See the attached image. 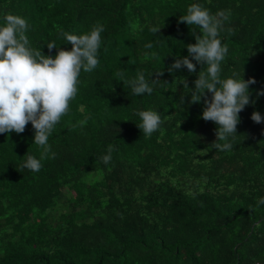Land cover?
Wrapping results in <instances>:
<instances>
[{
	"label": "trees",
	"instance_id": "16d2710c",
	"mask_svg": "<svg viewBox=\"0 0 264 264\" xmlns=\"http://www.w3.org/2000/svg\"><path fill=\"white\" fill-rule=\"evenodd\" d=\"M194 3L229 15L220 78L255 80L227 151L202 119L211 94L190 103L202 66L185 45L200 30L178 19ZM6 14L26 20L29 46L44 55L55 56L53 41L71 50L61 32L105 30L99 64L81 70L49 151L32 142L31 123L0 133V264H264V0H0V25ZM182 57L196 72L169 73ZM137 73L151 94L124 82ZM142 110L162 121L150 136L136 126ZM28 155L38 172L21 168Z\"/></svg>",
	"mask_w": 264,
	"mask_h": 264
},
{
	"label": "clouds",
	"instance_id": "9594fccd",
	"mask_svg": "<svg viewBox=\"0 0 264 264\" xmlns=\"http://www.w3.org/2000/svg\"><path fill=\"white\" fill-rule=\"evenodd\" d=\"M228 19L229 15L224 11L212 15L195 3L188 6L186 15L178 19L179 23L196 26L200 30H192L195 43L185 47L192 60L202 68L193 82L194 88L189 89L185 79L183 86L191 92L190 103H200L205 91L211 94L210 100L205 98L203 101L202 119L217 125L216 139L212 144L222 151L232 148L229 137L236 135L238 114L246 105L254 103L249 99V85L255 83L252 78L244 80L242 72L239 78H233L237 76L235 72L233 77L220 78L221 62L228 53V47L222 45L218 37ZM27 28L24 18L12 14H6L4 24L0 25V133H23L26 125L31 123L34 129L32 142L47 152L50 150L48 139L54 126L68 113L69 103L77 95L81 70L88 73L99 64L98 50L101 33L105 29L97 24L81 35L61 32L64 40L71 44V50L61 49L53 41L46 44L49 51L56 49L55 56H52L29 46V39L25 35ZM159 30L156 27L150 29L153 34ZM146 47L151 48L152 45ZM196 64L187 57L176 58L168 71L172 73L185 67L191 74L196 72ZM118 74L123 77V69ZM155 74L159 77L163 73ZM158 81L161 80L152 78L153 84ZM124 82L134 95L153 92L143 73H137L135 78ZM257 96H264V91H258ZM137 115L140 123L136 126L146 136H150L162 123L159 114L153 110L138 111ZM250 118L257 124L262 122L259 112L254 111ZM111 151L109 148V155L102 158L104 163L111 160ZM41 166L38 159L28 155L21 168L38 172ZM259 203L264 204V198Z\"/></svg>",
	"mask_w": 264,
	"mask_h": 264
}]
</instances>
